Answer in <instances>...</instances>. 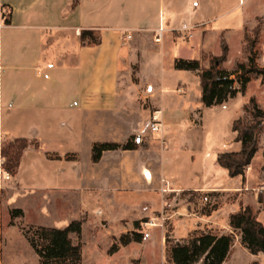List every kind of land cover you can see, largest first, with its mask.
Instances as JSON below:
<instances>
[{"label": "crops", "instance_id": "0c3cea01", "mask_svg": "<svg viewBox=\"0 0 264 264\" xmlns=\"http://www.w3.org/2000/svg\"><path fill=\"white\" fill-rule=\"evenodd\" d=\"M73 1L0 0V172L6 142L24 138L31 143L15 176L5 180L0 173V264H24L19 251L29 242L23 227L56 228L29 221L33 205L48 223L57 218L48 217L44 207L54 205L78 212L76 221L82 225L108 222V246L114 236L119 247L109 253L111 262L124 249H149L151 232L158 231L156 262L161 244L170 262L167 239L183 244L194 235L212 234L235 235L223 264H236L237 248L251 253L231 227V216L249 207L264 224L259 202L264 163L252 162L244 176L231 178L217 161L219 154L241 151L232 129L241 114L232 115L230 107L245 94L207 108L199 74L178 71L174 64L184 59L177 55L183 48L200 61L220 56L221 37L228 38L234 29L242 41L246 0H80L74 9ZM160 28L164 35L156 43ZM88 30L99 32V45L82 44L81 33ZM210 33L217 38L215 52L209 47ZM149 46L156 51L145 59L143 49ZM167 50L175 71H165ZM147 64L153 71H144ZM155 114L161 122L158 131L151 129ZM223 133L230 134L228 140ZM263 137L264 130L259 144ZM130 139H135V150L108 151L93 162L94 144ZM85 152L89 158L83 163ZM165 188L170 192L163 193ZM140 196L147 197L142 208L132 204ZM204 197L209 202L203 204ZM12 210L23 216L13 220ZM115 212L117 232L109 223ZM160 215L170 221L172 237L165 235L164 226L153 225L141 243L119 244L122 235L135 231L125 229L123 221ZM81 236L72 234L71 239L77 243ZM261 255H252L248 264H263Z\"/></svg>", "mask_w": 264, "mask_h": 264}, {"label": "trees", "instance_id": "16d2710c", "mask_svg": "<svg viewBox=\"0 0 264 264\" xmlns=\"http://www.w3.org/2000/svg\"><path fill=\"white\" fill-rule=\"evenodd\" d=\"M80 0H74L72 8H76ZM7 23L9 21L7 20ZM81 42L85 46H97L101 42L99 32L94 30L83 31ZM249 42V41H248ZM249 58L247 62H239L235 71L226 70L223 65L227 61L230 49L221 37L222 54L210 56L209 67L204 68L200 60L176 59L174 67L178 71L197 72L202 87V102L205 107L221 106L239 94L244 95L248 84L253 77H262L264 69L260 68L255 60L252 45H249ZM234 81V83L232 82ZM248 117L239 118L233 124V132L237 134L236 141L241 143V151L238 153H222L218 155V164L228 170L229 176L235 178L244 176L251 166L259 150V137L264 128V111L255 99H251L245 108ZM130 139L125 144L112 142L96 143L92 150V160L98 163L103 154L116 150H135L136 144ZM31 145L29 140L21 138L6 142L1 149L4 159L2 169L5 173L15 176L18 173L24 151ZM36 147L38 145L36 144ZM264 171V167H263ZM259 202L264 206V197L260 195ZM13 220L23 216L21 210L11 212ZM144 222V221H142ZM142 222H135V231L122 235L119 239L121 246L131 243H141L144 234L141 233ZM146 222V221H145ZM231 227L242 235V244L252 255H264V224L261 223L252 209L247 207L239 213L232 215ZM24 234L39 258V264H82V247L71 239V235L80 236L82 222L75 221L65 229L33 227ZM232 235L216 236L212 234H200L192 236L187 242L169 245L170 264H223L228 258L233 246ZM119 250L117 244L110 249V254ZM1 235H0V261H1ZM252 264H260L253 262Z\"/></svg>", "mask_w": 264, "mask_h": 264}, {"label": "rangeland", "instance_id": "374dc122", "mask_svg": "<svg viewBox=\"0 0 264 264\" xmlns=\"http://www.w3.org/2000/svg\"><path fill=\"white\" fill-rule=\"evenodd\" d=\"M235 1L238 3V0ZM244 3L242 2V6H241V11L246 12L245 15L246 26L244 28L243 40L242 41L240 40L237 29H234V31L232 32L233 34H231L228 38L224 36V39L226 40L229 46L230 53L223 67L230 72L236 70L237 64L239 62L248 63V58L250 54L248 51L249 42H250L249 45L253 46L252 51L257 65L260 68L264 69V0H246ZM237 22H238V18L236 17L234 21L231 22V24L237 26ZM219 23L221 26L223 24L222 20H220ZM209 47L210 50L213 52L217 50L218 46H217V38L215 34L210 33ZM143 50L145 53L143 57L147 59L152 52L156 51V48H154L153 46H149V48ZM177 55L181 56L179 58H184V59L190 58L192 60H197L195 57L196 54L191 53L186 48L180 49ZM170 56H171V50H167L165 59L163 61L165 71H175L172 65L170 64ZM210 56L211 55H206L204 59L201 61L202 66L204 68L209 67L208 58ZM136 69L137 67L134 68V70ZM144 71H153V69L151 68V64H147V66L145 65ZM188 76H189L188 81L190 82L193 91H195V84L192 82L193 77L190 76V74H188ZM198 85L200 87V84ZM251 99H255L258 105L260 106V108L264 111V80L262 77H255V76L253 77L252 81L248 84L245 95L240 96L239 99L236 102H234L230 107L231 114L232 115L241 114V118L248 117L247 113L245 112V108L249 105ZM244 102L246 103L241 113V107L243 106ZM229 136H230L229 133L228 134L223 133L224 139L228 140ZM132 143L134 145L136 144L135 139L132 140ZM263 148H264V137L261 139V143L259 144V151L253 160V164L255 166H259L260 164L264 163V156L262 153ZM81 158H82V162L85 163L89 158L88 153L87 152L83 153ZM0 173H2V178L5 179L3 169L1 170ZM146 198H147L146 196L136 197L133 200L132 204L139 205V208H142V204L146 201ZM204 203L205 202H203V204ZM202 209H207V207ZM263 211H264V206H263ZM125 212H128L127 214H129V212L131 211H127L126 209ZM44 213L48 214V217H52V215H54V217L57 218V221L55 223L54 221H50L49 223L46 221H42L40 219L41 217L39 216V210H36L35 205H33L31 209H29L28 211L29 221L38 224H50L55 226L57 229H62V228H67L70 225V223L79 220L78 212L64 210V207L62 205L60 206L54 205L48 208L44 207ZM117 218L118 215L115 212V216L109 219V223L112 224L110 229L113 232H117V230L119 229V226L117 225V220H118ZM143 221L144 222L141 223L139 231L143 233L144 236L147 235L149 229L153 227V225L155 226L157 225L160 227L164 226L165 235L167 234L168 237H172L171 232L173 231V227L166 216L160 215L158 219H152V220L148 219ZM140 222H142V220H140ZM129 223L130 221L122 222L125 229H128L129 231L135 230L134 223L133 222H131L130 224ZM95 224L96 223H94V220L93 222L84 223L82 225V236L79 239L80 241L78 242L76 241L82 247V264H170V262L166 258V250L162 244L159 246L160 250L158 251L157 254V262L155 261L156 241L154 239L156 236H158L157 235L158 231L151 232L152 241L150 242L151 247H149V249L143 246H135L139 250H135V248L124 249L115 258L116 260H113L114 262H111L112 260L109 257V253H110L109 250L115 244V241L113 240L114 236L112 237L111 245L108 246L109 237H108V233L106 232V229H109L108 222H99V225L97 227L95 226ZM33 227L36 226H26L23 228L25 231H31ZM19 239L20 236L17 235L16 241L18 242ZM234 240H237L235 235H234ZM107 246L109 248L106 250ZM8 252L9 251H7V253ZM19 255H21L24 264H39L37 255L35 254L33 249L29 246L28 243H26V246L24 247L22 246L21 250L19 251ZM234 255H235L234 258L236 264H248L249 260L253 258L251 254H249L248 252L246 254L239 248L236 249ZM260 260L264 264V255L260 256ZM229 264H233V262H230Z\"/></svg>", "mask_w": 264, "mask_h": 264}, {"label": "built area", "instance_id": "2783aa9c", "mask_svg": "<svg viewBox=\"0 0 264 264\" xmlns=\"http://www.w3.org/2000/svg\"><path fill=\"white\" fill-rule=\"evenodd\" d=\"M3 19V12L0 9V28H1V20ZM164 35V30L162 28H160L158 31L155 32V42L156 43H160L162 38ZM179 92H181V90H178ZM161 127V122L159 121V118L157 117V115H153L152 117V122H151V129L153 131H158ZM4 177L6 180H9L11 178V176L8 173L4 172ZM170 190L165 188L163 189V193H169ZM204 202H209V199L207 197H204Z\"/></svg>", "mask_w": 264, "mask_h": 264}, {"label": "water", "instance_id": "95a60500", "mask_svg": "<svg viewBox=\"0 0 264 264\" xmlns=\"http://www.w3.org/2000/svg\"><path fill=\"white\" fill-rule=\"evenodd\" d=\"M232 82L234 83V81L232 80Z\"/></svg>", "mask_w": 264, "mask_h": 264}]
</instances>
